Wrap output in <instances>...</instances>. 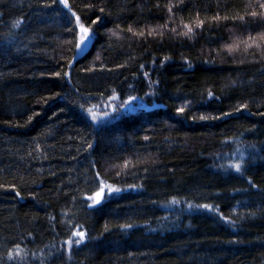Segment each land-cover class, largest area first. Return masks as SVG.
Segmentation results:
<instances>
[{"label":"trees","instance_id":"trees-1","mask_svg":"<svg viewBox=\"0 0 264 264\" xmlns=\"http://www.w3.org/2000/svg\"><path fill=\"white\" fill-rule=\"evenodd\" d=\"M262 5L0 0V264H264Z\"/></svg>","mask_w":264,"mask_h":264},{"label":"rangeland","instance_id":"rangeland-1","mask_svg":"<svg viewBox=\"0 0 264 264\" xmlns=\"http://www.w3.org/2000/svg\"><path fill=\"white\" fill-rule=\"evenodd\" d=\"M113 111V110H112ZM116 112L113 111V114H115ZM91 116L95 117V121H98V122H106V121H109L112 119V114L110 113H100L98 111H95L93 114H91ZM113 189H116V188H113L109 185H101L100 186V189L94 193L93 195L87 197V200L89 202L90 205L92 206H96L98 204H100L105 197L107 196H114V195H117L119 194V191H113ZM117 190V189H116ZM97 193H100L99 196H97ZM76 237H80L78 235V233L75 234Z\"/></svg>","mask_w":264,"mask_h":264},{"label":"snow or ice","instance_id":"snow-or-ice-1","mask_svg":"<svg viewBox=\"0 0 264 264\" xmlns=\"http://www.w3.org/2000/svg\"><path fill=\"white\" fill-rule=\"evenodd\" d=\"M262 6H264V5H262ZM81 28H82V31H83L85 34H87L88 29L84 28L83 26H81ZM189 31H191V29H189ZM83 40H84V37H82V42H83ZM237 170L239 171V166H237ZM113 191H118V190L113 189ZM99 195H100V193H97V196H99ZM78 235L81 237V240H82V239H83V233H82V232H81V233H78ZM68 243L71 244L72 242L69 241Z\"/></svg>","mask_w":264,"mask_h":264},{"label":"water","instance_id":"water-1","mask_svg":"<svg viewBox=\"0 0 264 264\" xmlns=\"http://www.w3.org/2000/svg\"><path fill=\"white\" fill-rule=\"evenodd\" d=\"M83 35H86V34L83 32ZM84 44H85V43H82V44H81L80 49L77 51L75 57L73 58L72 63H71L72 66L74 65V63L76 62V60L79 58L80 53L82 52V49H83V47H84Z\"/></svg>","mask_w":264,"mask_h":264}]
</instances>
